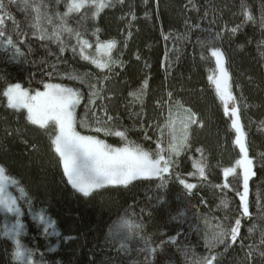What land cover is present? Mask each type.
Here are the masks:
<instances>
[{
	"label": "trees",
	"instance_id": "16d2710c",
	"mask_svg": "<svg viewBox=\"0 0 264 264\" xmlns=\"http://www.w3.org/2000/svg\"><path fill=\"white\" fill-rule=\"evenodd\" d=\"M34 2L52 16V24L41 21L51 32L53 25L60 23L56 13L67 12L68 0ZM22 9L23 5H10L8 11L17 23L6 20V33L12 35L14 43L18 42L20 53L0 42V165L31 197V212L26 203L20 202L25 225L21 239L36 252L35 259L42 256V264H195L198 258L209 254L205 233L217 224L227 227L234 223L239 204L236 190L243 191L242 169L237 168L227 181L223 176V169L236 167L235 161L241 157L235 129L223 114V105L208 79L215 71V58L208 46L212 42L225 55L255 172L249 184L250 217L241 218L244 247L240 239L235 244L226 241L217 245L212 249L214 264H264V256L260 255L264 251L260 245L264 235V23L260 19L264 16V0H112L95 17L93 8L72 13L67 17L68 25L93 45L86 49V55L107 59V54L98 50L97 35L102 43L117 42L111 56L122 64L112 65L111 70L98 69L83 60L79 48L76 54L70 47L61 53L57 43L41 41L30 26L34 11ZM245 11L254 19L247 20ZM237 25L235 34L225 31V26L231 29ZM63 36L66 43L76 44L74 37L67 33ZM73 70L81 75L91 74V83L103 81L102 95L108 99L97 100V106H106L115 118L111 123L121 131L127 129L128 142L145 151L155 150L160 136L157 125L163 129L167 146L169 107L165 101L169 92L173 101H180V108L196 114L201 123L188 127L189 147L173 157L177 164L173 174L140 178L127 186L109 185L88 196L67 182L50 147V133L31 125L26 120V110L8 108L2 93L13 83L40 90L42 81L79 87L85 98L77 108V130L93 134L80 123L84 120L87 85L60 78ZM145 80L144 95L136 100L130 93L138 91ZM178 109L173 107L171 113ZM87 122L91 123L90 116ZM99 138L113 147H123L125 143L114 135L100 133ZM195 161L205 164L206 180L198 174L188 175L196 171ZM177 175L197 187L189 191ZM226 182L229 187H221ZM9 191L20 195L14 186ZM222 200L227 202V208ZM41 210L54 222L58 235H46L45 225L33 218ZM121 217L142 226L139 235L126 241V249L109 232ZM14 220L13 215L0 211V264H17L12 256L14 243L2 234L5 221ZM249 228L253 229L251 233ZM145 241L156 249L154 254L145 251Z\"/></svg>",
	"mask_w": 264,
	"mask_h": 264
},
{
	"label": "snow or ice",
	"instance_id": "6c2138e0",
	"mask_svg": "<svg viewBox=\"0 0 264 264\" xmlns=\"http://www.w3.org/2000/svg\"><path fill=\"white\" fill-rule=\"evenodd\" d=\"M42 2V0H41ZM59 2V0H57ZM123 2V0H119ZM23 5L22 10L29 8L34 11V22L30 25L36 29L38 38L41 41H53L59 45V52L63 53L67 48L76 54L79 48V55L83 60H87L94 64L98 69L111 70L112 65L122 64L119 60H114L111 56V51L116 47L117 42L109 40L107 42H100L97 35L96 44L98 50H103L107 54V59L99 60L92 58L85 54L86 49H90L93 45L89 40L84 39L80 31L71 28L67 23V17L72 13H79L82 9L93 8L95 11L92 15L98 16L104 8L112 4V0H68L66 3L67 12L64 14L56 13V18L60 23L53 25V30L49 32L47 28L43 27L41 21H46L48 24L53 23V18L47 11L42 12L41 6L36 4L34 0H0V42L9 46L14 53L19 54L20 48L18 42L14 43L12 35L6 33V20L12 21L16 25V21L8 8L10 5ZM246 9V5H242ZM244 15L247 20H253L250 12L245 11ZM87 16V13L85 14ZM133 19H135L133 15ZM261 22L264 23V16H261ZM239 29V25L228 29L225 26V31H230L235 34ZM99 29L96 30V33ZM67 33L69 37H74L75 45H70L65 42L63 34ZM25 35L24 33H20ZM95 34V33H94ZM204 47V42H201ZM208 46L212 48L211 57L215 58V71L208 76L209 81L215 87V92L223 105V114L231 121V127L235 129L236 139L235 143L239 146L240 159L235 161L236 167H225L223 169V176L227 181L230 175L237 173V168L243 170V191L237 188V195L239 196L238 213L233 218L234 223H229L227 227L223 223L217 224L209 232L205 233L206 246L209 249V254L197 259L195 264H214L216 256L212 254V249H215L219 244H225L229 241L235 244L238 239L241 240V247H244L243 240L240 237V230L242 227L241 218L250 217L248 195H249V179L255 175L253 171V162L249 158L248 149L245 143L244 126L241 123L240 106L237 96L234 95L231 83V74L226 67V59L224 53L218 46H214L212 42H208ZM137 59L139 57L137 56ZM55 71V66H53ZM49 78H52V73H49ZM62 80L79 81L80 85H87V102L84 105V120L80 123L87 127L88 131L93 134H82L77 130V108L80 107L81 101L84 100L85 94L79 87H70L65 83L41 82L43 90L39 88L30 89L23 87L20 83L9 84L3 91V97L7 98L6 106L17 111L26 110V120L31 124L38 126L39 129L50 133V147L58 157V163L62 165L63 174L67 178V182L77 191L83 193L85 196L90 195L96 189H101L106 186H127L132 181L140 178L161 177L165 174H173L172 169L177 166L173 157H178L182 151L188 149L187 143V129L192 124H200L201 122L196 118V114L191 109H186V115L183 117L182 129L183 134L175 135V121L171 118V109L173 107H182L180 101H173L172 93L167 94L165 103L169 107V119L165 125L170 132V139L167 146L163 142V129L157 125L160 136L157 137L155 150L152 152L145 151L139 145H132L128 142L126 135L127 129L119 130L111 122L114 117L109 115L106 106L98 107L97 100L108 99L103 93V81L97 80L96 83H91V74H77L75 70L65 73L60 77ZM105 79L107 77L105 76ZM147 86V80L143 82L141 88L130 93L136 100L142 99L144 89ZM159 105L160 102L157 101ZM89 116L91 123H88ZM103 133L106 136H118L125 141L123 147H113L105 140L99 138V134ZM147 135V134H145ZM151 139V137H147ZM197 151H201L197 149ZM193 167L195 172H190L188 175L198 176L202 180H206L205 164L203 161H195ZM179 182L184 185L186 189L191 191L196 188L194 183H188L177 175ZM237 181L239 177L237 175ZM14 186L19 192V197L9 191V187ZM163 186V185H161ZM221 187H229V183H224ZM21 201L28 205L31 212V197L28 196L25 189L20 186L18 180L7 175V170L3 165H0V211L6 214H12L15 217V222L8 225L7 222L3 225V235L9 237L14 243V251L12 253L13 259L17 264H42V256L40 260H36V252L27 247L22 242V235L25 234V225L21 217L24 211L21 207ZM221 204L227 208L226 201H221ZM242 209V211H241ZM183 215V213H181ZM34 219H37L41 224L45 225L44 233L46 235H58L54 230V222L48 219L41 210L40 213L35 214ZM207 223V222H206ZM141 225L134 223L132 220L121 217V219L110 230V235L120 242L122 249L127 248L126 241L132 235H139ZM52 229V232H49ZM249 233L253 231L248 229ZM143 240L144 238L141 237ZM175 242V238L173 241ZM260 245L264 246V235L260 240ZM227 246V245H226ZM251 248L249 246V253L251 255ZM145 251L154 254L156 249L149 247V242L145 241ZM264 256V251L260 252Z\"/></svg>",
	"mask_w": 264,
	"mask_h": 264
},
{
	"label": "rangeland",
	"instance_id": "374dc122",
	"mask_svg": "<svg viewBox=\"0 0 264 264\" xmlns=\"http://www.w3.org/2000/svg\"><path fill=\"white\" fill-rule=\"evenodd\" d=\"M112 58L114 59V60H116V58L115 57H113L112 56ZM185 110L186 109H183V108H179L178 109V111H173V113H172V115H171V118H172V120L173 121H175V125H174V127H175V135H177V136H180V135H182L183 134V129H182V121H183V117L186 115V113H185ZM167 129H168V132H167V135H168V137H169V139H170V132H171V130L167 127ZM189 128L187 129V136H188V134H189ZM188 142V141H187ZM250 158V157H249ZM251 159V158H250ZM253 171H254V168H253ZM251 179V178H250ZM250 179H249V184H250ZM3 212V211H2ZM5 215H9V214H6L5 212H3ZM12 215V214H11ZM21 219H22V217H21ZM6 222V221H5ZM15 222V220L14 221H12V222H10V223H8V225L9 226H11V224L12 223H14ZM22 222H23V219H22Z\"/></svg>",
	"mask_w": 264,
	"mask_h": 264
}]
</instances>
